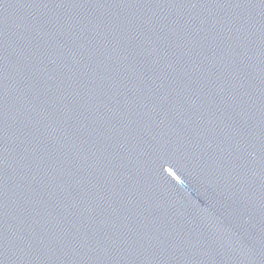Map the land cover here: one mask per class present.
Instances as JSON below:
<instances>
[{"label": "water", "instance_id": "obj_1", "mask_svg": "<svg viewBox=\"0 0 264 264\" xmlns=\"http://www.w3.org/2000/svg\"><path fill=\"white\" fill-rule=\"evenodd\" d=\"M0 264H264V0H0Z\"/></svg>", "mask_w": 264, "mask_h": 264}]
</instances>
